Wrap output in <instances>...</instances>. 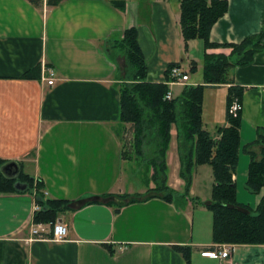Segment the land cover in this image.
Returning <instances> with one entry per match:
<instances>
[{"label":"crops","instance_id":"crops-1","mask_svg":"<svg viewBox=\"0 0 264 264\" xmlns=\"http://www.w3.org/2000/svg\"><path fill=\"white\" fill-rule=\"evenodd\" d=\"M111 1H124L125 10ZM227 1L228 12L212 28L211 42L238 44L264 34V0ZM180 9L179 0H63L56 7L44 0L40 8L29 0H0V160L18 162L26 176L43 182L48 198L76 209L60 216L69 231L65 241L29 242L35 196L0 195V264H187L174 249L178 245L191 247L192 264H264V245H236L230 260L206 255L223 245L213 243V214L202 204L211 200L214 182L207 196H200V184L214 179L209 165L196 168L193 200L183 209L160 197L128 204L119 213L105 203L76 207L90 198L135 193L122 176L126 160L115 130L121 126L119 64L105 53V41L136 27L148 81L167 84L169 66L183 67L186 57L197 68L192 75L185 71L187 85L168 84L173 97L188 85L203 84L204 43L192 40L185 50ZM38 66L54 71L55 85L46 84L43 71L41 79L23 77ZM231 77L244 89L237 200L255 211L264 193H251L246 183L251 154L264 155V51L231 70ZM228 92L229 85L207 86L204 92L203 124L214 138L227 126ZM176 137L174 129L168 185L181 193Z\"/></svg>","mask_w":264,"mask_h":264},{"label":"trees","instance_id":"trees-1","mask_svg":"<svg viewBox=\"0 0 264 264\" xmlns=\"http://www.w3.org/2000/svg\"><path fill=\"white\" fill-rule=\"evenodd\" d=\"M40 8L44 0H29ZM63 0H46L48 7L59 6ZM181 5L180 28L185 43V50L192 40L204 43L203 84L186 86L183 92L171 101L165 97L170 91L166 83H152L148 81V64L138 40L136 27L127 29L123 38L112 37L105 41L103 49L108 57L117 62L121 51L124 52L133 74L120 87L121 114L120 128L131 124L134 131V148L136 157L144 159L146 170L152 169L153 180L156 182L154 191L143 197L130 194L104 195L96 200H85L76 203V207H84L93 203H105L114 208L115 213L128 205L143 202L153 197H160L174 203L177 209H183L193 200L190 196L193 177L198 166L209 165L214 176V186L211 200L202 203L213 214L212 238L215 244L232 245H264V194L254 211L250 206L243 205L237 200V186L234 180L239 162L241 144L242 112L238 117L229 113V108L235 99L242 105L244 89L234 85L231 70L238 66L251 64L255 56L264 51L263 35L251 36L238 44H218L211 42V30L214 25L228 12L227 0H179ZM111 4L125 10L124 1H111ZM230 48L231 54H210L208 50ZM174 66L171 64L169 73ZM197 65L194 63L191 72L195 73ZM41 66L25 73L24 78L41 79ZM120 75V69H119ZM229 85L227 126L217 130L214 138L204 128L203 97L207 86ZM176 130L178 154L180 160L179 177L184 182V190L179 193L168 186L167 154L172 141V132ZM119 136V134H118ZM120 138V136H119ZM121 140V138H120ZM252 153V152H251ZM124 160L128 155L123 148ZM247 188L253 194L264 193V155L258 158L251 154ZM7 161L0 160V168ZM17 181L28 183L27 191L15 188ZM31 192L39 210L34 214L35 224L53 226L60 216L67 212H76L75 204L55 200L47 197L42 181H34L26 176L22 169L18 180L6 178L0 171V195ZM148 192V191H147ZM155 192V193H152ZM185 203V204H184ZM111 254L115 250L111 245L104 244ZM187 264H192V249L188 246H174Z\"/></svg>","mask_w":264,"mask_h":264},{"label":"rangeland","instance_id":"rangeland-1","mask_svg":"<svg viewBox=\"0 0 264 264\" xmlns=\"http://www.w3.org/2000/svg\"><path fill=\"white\" fill-rule=\"evenodd\" d=\"M123 54H124V52L121 51L118 58H117V63L119 64V69H120V75H119V78H117V79L119 80L118 84L120 85V87L123 85V83L127 82L133 74V71H132L130 65H128L129 62L126 60V57ZM195 55L199 56L198 58H200L202 56L200 52H199V54H195ZM182 64H183L182 69L186 72H189L192 75L193 73L191 72V64H190L189 60H186V57H185L184 63H182ZM115 130L117 131V134H119L123 148L125 149L128 157H129L123 166V175H122L123 179L125 181H128L129 188L131 190L135 191V193H132L130 195H133V196L136 195V196L143 197L145 194H149V189H150V191H154L156 188V182H154V180H153V171H152V169L146 170V163H145L144 159L139 160L135 156L136 155L135 148H134L135 141H134V131H133L132 125L127 124L124 126V129L117 127V128H115ZM167 165H168V163H167ZM206 167H207V169H209V171L212 175L211 167L210 166H206ZM170 170H169V166H168V172H167V178H168L167 182L168 183L170 182L169 181V174H171ZM171 182H173L172 184L176 183L175 179H172ZM209 182H210V184H212L214 182V179L212 178L211 181L205 180L203 183L200 184V188H202V190L200 192V196L202 199H204V196H207V194L205 195L204 192H206V193L208 192L207 190L210 186ZM146 190L148 192H145ZM152 193H155V192H152ZM187 204L185 206H187Z\"/></svg>","mask_w":264,"mask_h":264},{"label":"built area","instance_id":"built-area-1","mask_svg":"<svg viewBox=\"0 0 264 264\" xmlns=\"http://www.w3.org/2000/svg\"><path fill=\"white\" fill-rule=\"evenodd\" d=\"M44 76L43 80L46 82L48 86L55 85L56 76L54 71L51 68L46 66L43 67ZM169 81L167 82L169 85H187L190 81L189 75L179 66H174L171 68L169 73ZM166 100L171 101L173 99V94L171 90L165 97ZM242 110V105L235 99L232 105L229 108V113L233 117H238L240 111ZM40 208L37 205L36 211ZM68 227L64 223H55L53 226H50V229L47 225L40 223V224H33L31 227V237L28 239L29 242H33L36 240H52L55 242H63L68 238ZM235 246L232 244H223L220 246L218 251L206 253L207 256L213 259H223V260H230L232 254L235 251Z\"/></svg>","mask_w":264,"mask_h":264},{"label":"water","instance_id":"water-1","mask_svg":"<svg viewBox=\"0 0 264 264\" xmlns=\"http://www.w3.org/2000/svg\"><path fill=\"white\" fill-rule=\"evenodd\" d=\"M1 173L10 180H18L19 176L21 174V167L18 162L11 161L7 162L0 168ZM15 188L19 191H27L29 189L28 183H23L20 181H17L15 183ZM58 222H62V220H58Z\"/></svg>","mask_w":264,"mask_h":264}]
</instances>
